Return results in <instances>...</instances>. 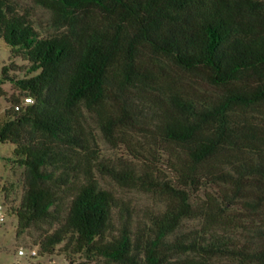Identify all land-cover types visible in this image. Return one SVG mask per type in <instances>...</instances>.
<instances>
[{
	"label": "trees",
	"instance_id": "1",
	"mask_svg": "<svg viewBox=\"0 0 264 264\" xmlns=\"http://www.w3.org/2000/svg\"><path fill=\"white\" fill-rule=\"evenodd\" d=\"M0 38L40 256L264 264V0H0Z\"/></svg>",
	"mask_w": 264,
	"mask_h": 264
},
{
	"label": "rangeland",
	"instance_id": "2",
	"mask_svg": "<svg viewBox=\"0 0 264 264\" xmlns=\"http://www.w3.org/2000/svg\"><path fill=\"white\" fill-rule=\"evenodd\" d=\"M11 50V46L0 38V78L3 67L9 63ZM17 62L22 63V60L17 59ZM17 75L23 76L24 74ZM2 89L5 95H0V121L3 120L5 111L11 107L12 95H17L18 93L17 88L11 81L3 84ZM101 147L107 155L119 153L106 142H102ZM14 148L15 146L12 143L0 142V191L2 193H0V196L10 207L18 205L23 195L22 179L24 177V169L19 167L13 160ZM130 196L141 209L153 203L150 198L140 193H134ZM17 226L18 221L15 216H10L7 223L0 226V264H26L25 259L19 256L17 251L20 247H34V240L40 231L30 229L28 232L18 236ZM40 262L42 264H71L64 254L52 257L46 256Z\"/></svg>",
	"mask_w": 264,
	"mask_h": 264
},
{
	"label": "built area",
	"instance_id": "3",
	"mask_svg": "<svg viewBox=\"0 0 264 264\" xmlns=\"http://www.w3.org/2000/svg\"><path fill=\"white\" fill-rule=\"evenodd\" d=\"M26 102H32V99L26 98ZM8 219L7 206L4 199L0 196V226L6 224ZM17 253L25 259L26 264H42L40 261L42 258H45L39 255V249L37 247H20Z\"/></svg>",
	"mask_w": 264,
	"mask_h": 264
}]
</instances>
